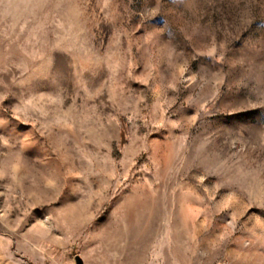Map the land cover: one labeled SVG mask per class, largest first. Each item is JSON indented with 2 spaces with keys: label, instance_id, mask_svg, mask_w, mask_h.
<instances>
[{
  "label": "rangeland",
  "instance_id": "rangeland-1",
  "mask_svg": "<svg viewBox=\"0 0 264 264\" xmlns=\"http://www.w3.org/2000/svg\"><path fill=\"white\" fill-rule=\"evenodd\" d=\"M0 264H264V0H0Z\"/></svg>",
  "mask_w": 264,
  "mask_h": 264
}]
</instances>
